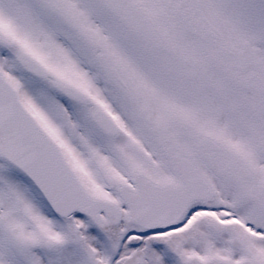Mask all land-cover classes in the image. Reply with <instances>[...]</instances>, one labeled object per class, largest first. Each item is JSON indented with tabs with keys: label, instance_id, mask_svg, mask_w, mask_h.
I'll return each mask as SVG.
<instances>
[{
	"label": "snow or ice",
	"instance_id": "snow-or-ice-1",
	"mask_svg": "<svg viewBox=\"0 0 264 264\" xmlns=\"http://www.w3.org/2000/svg\"><path fill=\"white\" fill-rule=\"evenodd\" d=\"M0 264H264V0H0Z\"/></svg>",
	"mask_w": 264,
	"mask_h": 264
}]
</instances>
